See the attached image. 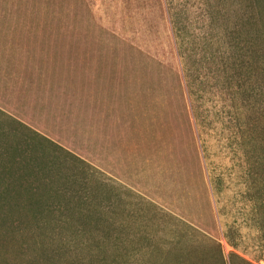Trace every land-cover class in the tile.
Returning a JSON list of instances; mask_svg holds the SVG:
<instances>
[{
	"label": "rangeland",
	"instance_id": "rangeland-1",
	"mask_svg": "<svg viewBox=\"0 0 264 264\" xmlns=\"http://www.w3.org/2000/svg\"><path fill=\"white\" fill-rule=\"evenodd\" d=\"M249 4L0 0V264H264Z\"/></svg>",
	"mask_w": 264,
	"mask_h": 264
},
{
	"label": "trees",
	"instance_id": "trees-1",
	"mask_svg": "<svg viewBox=\"0 0 264 264\" xmlns=\"http://www.w3.org/2000/svg\"><path fill=\"white\" fill-rule=\"evenodd\" d=\"M247 7H248L247 17H248V20L250 21V23L253 26H255L256 24L257 25L264 24V22L259 23V20H261V18H260L259 15H257L258 13L256 14V9L254 8V6H252V4H249ZM263 29H264V27H263ZM263 42H264V37H263ZM42 140H44L45 142L50 143L55 148V150H57L58 152L64 154L65 155V158L68 161L67 163H70L72 161H78L81 164H85L83 161H81L80 159L76 158L74 155H72L68 151L64 150L63 148L55 145L51 141H49V140H47L45 138H42Z\"/></svg>",
	"mask_w": 264,
	"mask_h": 264
}]
</instances>
